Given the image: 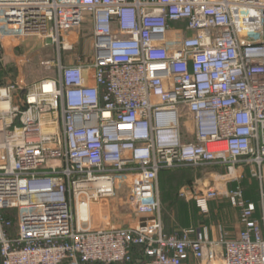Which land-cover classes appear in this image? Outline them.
<instances>
[{"label":"built area","instance_id":"obj_1","mask_svg":"<svg viewBox=\"0 0 264 264\" xmlns=\"http://www.w3.org/2000/svg\"><path fill=\"white\" fill-rule=\"evenodd\" d=\"M87 24L92 57L71 61ZM9 40L55 56L0 85V264H126L137 246L140 264H264V0H0V64ZM209 167L224 187L196 206L222 193L238 234H167L161 172ZM123 186L139 218L94 226Z\"/></svg>","mask_w":264,"mask_h":264},{"label":"rangeland","instance_id":"obj_2","mask_svg":"<svg viewBox=\"0 0 264 264\" xmlns=\"http://www.w3.org/2000/svg\"><path fill=\"white\" fill-rule=\"evenodd\" d=\"M82 40H80L77 48L71 52V61H76L78 56H84L88 59L92 57V37L91 25H84L80 29ZM38 41L26 42L21 47L16 48L10 55H6L4 63L0 65V85L14 84L20 87L22 83L29 84L39 80L45 75L41 61L45 57L54 55V47H39ZM192 136H185V140H191ZM173 179L171 181H163L159 177L160 193L162 199V219L165 222V214L171 216L170 207L174 201L179 200L188 205V212L192 216H196L197 220L189 225H213L218 227L224 225L227 228L233 226L239 210L230 200L228 204L226 197L221 193L218 199L210 203V212L201 213L195 207L194 197L204 189L219 187L223 189V176L226 169L218 168H199L194 170H178L172 171ZM246 173L241 186L244 189L248 199L257 201L260 198V185L255 180L246 181ZM254 183V184H252ZM185 188L187 196H181V190ZM128 187L123 186L119 190L118 197L108 202H98L93 204V225L99 226L105 222L111 221L116 225H126L134 223L139 216L136 215L134 206L128 201ZM171 211V212H170ZM176 226H180L177 220ZM165 224V223H164ZM178 224V225H177ZM140 254L136 253L134 264H139ZM186 264H194L188 262Z\"/></svg>","mask_w":264,"mask_h":264},{"label":"trees","instance_id":"obj_3","mask_svg":"<svg viewBox=\"0 0 264 264\" xmlns=\"http://www.w3.org/2000/svg\"><path fill=\"white\" fill-rule=\"evenodd\" d=\"M194 170V169H191V168H182V169H172V170H164L161 172L160 176H161V179L163 181H171L170 179H173V176H172V171H178V170ZM246 181H250V180H255L257 181L256 178H253L252 176H250L249 172L246 173ZM244 181V180H243ZM242 181V182H243ZM258 182V181H257ZM254 184V183H252ZM254 200V199H252ZM257 202V201H256ZM188 205L177 200L174 201V203L171 205L170 209H172L170 212H171V216L169 214H165V232L167 234H179L181 233L185 228H190V227H198V226H191L189 225L190 223H192L193 221H196L197 220V217L194 215L192 216L191 218V215L189 214L188 212ZM195 207L197 208V210L200 212L199 208L196 206V203H195ZM172 216L177 220V223L179 224L180 223V226H176V222L175 220L172 218ZM177 224V225H178ZM201 226V225H200ZM139 252L140 254V259H139V264H140V261L142 260V258L144 257L143 256V249L142 247L140 246H137L134 248V256H133V261L132 262H128L126 264H134V260H135V256H136V253ZM190 262L187 261L186 263Z\"/></svg>","mask_w":264,"mask_h":264},{"label":"crops","instance_id":"obj_4","mask_svg":"<svg viewBox=\"0 0 264 264\" xmlns=\"http://www.w3.org/2000/svg\"><path fill=\"white\" fill-rule=\"evenodd\" d=\"M9 41H5V46H6V51H7V55H10L14 50L12 49L13 46L9 43ZM1 65V64H0ZM228 204L230 205L228 199L226 198ZM252 200V199H250ZM259 200V199H258ZM257 200V201H258ZM254 201V200H253ZM231 206V205H230ZM239 210V209H238ZM209 227L211 228V232H213V234H215V236H219L222 232L226 233L228 236H235L238 234V231L241 229V223H240V219H239V213L236 217V221L235 223L233 224V226H230V227H226V226H218V227H215L213 225H209ZM190 262H194V264H200L198 261H196L194 258H191L190 259Z\"/></svg>","mask_w":264,"mask_h":264},{"label":"bare ground","instance_id":"obj_5","mask_svg":"<svg viewBox=\"0 0 264 264\" xmlns=\"http://www.w3.org/2000/svg\"><path fill=\"white\" fill-rule=\"evenodd\" d=\"M81 215H83V216L86 215V210L85 209L81 211Z\"/></svg>","mask_w":264,"mask_h":264}]
</instances>
